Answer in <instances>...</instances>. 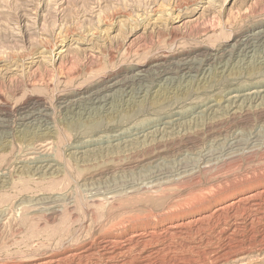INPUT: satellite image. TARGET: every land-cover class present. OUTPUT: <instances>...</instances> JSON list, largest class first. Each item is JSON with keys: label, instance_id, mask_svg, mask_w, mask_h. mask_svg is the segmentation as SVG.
Segmentation results:
<instances>
[{"label": "rangeland", "instance_id": "374dc122", "mask_svg": "<svg viewBox=\"0 0 264 264\" xmlns=\"http://www.w3.org/2000/svg\"><path fill=\"white\" fill-rule=\"evenodd\" d=\"M263 26L264 0H0V264H264V37L228 54Z\"/></svg>", "mask_w": 264, "mask_h": 264}, {"label": "bare ground", "instance_id": "6f19581e", "mask_svg": "<svg viewBox=\"0 0 264 264\" xmlns=\"http://www.w3.org/2000/svg\"><path fill=\"white\" fill-rule=\"evenodd\" d=\"M159 8V7H158ZM155 9V8H154ZM157 9V8H156ZM161 9H162V7H161ZM158 10V9H157ZM218 25V24H217ZM156 30V29H155ZM73 31V30H72ZM254 31H256V32H254ZM76 32V31H75ZM252 32H254V33H252ZM252 33V34H251ZM258 37H264V26L263 27H261V28H257V30H253V29H251L250 31H246L241 37H239V40H237L236 42H234V43H236V44H233V45H230V50H228L229 52H228V54H232L231 52L235 49V45L237 46V48L241 51H243V50H246V49H248L249 47H251L253 44V40L254 39H256V38H258ZM263 40V39H262ZM261 40V41H262ZM260 42V41H259ZM48 44V43H47ZM255 44H257V43H255ZM261 44V43H260ZM52 45V44H51ZM262 45V44H261ZM44 46H45V44H44ZM50 46V45H49ZM257 46V45H256ZM255 46V47H256ZM227 47V46H226ZM229 47V46H228ZM251 49V48H250ZM254 49V48H253ZM256 49V48H255ZM223 50V49H222ZM225 50H226V48H225ZM237 50V49H236ZM259 50H262V49H259ZM204 51V50H203ZM206 52V51H205ZM216 52V51H215ZM250 52V51H249ZM207 53V52H206ZM244 53V52H243ZM208 54H210V56L209 57H215L216 55L218 56V54H213V52H208ZM227 54V55H228ZM190 56V55H189ZM207 56V55H206ZM219 56H221L220 54H219ZM235 56V55H234ZM228 57V56H227ZM179 58V57H178ZM181 58V57H180ZM206 58H208V57H206ZM238 58H240V57H238ZM242 58V57H241ZM182 59V58H181ZM195 59H196V57H195ZM201 59V58H200ZM199 59V60H200ZM203 59V58H202ZM201 59V60H202ZM212 59V58H211ZM210 59V60H211ZM214 59V58H213ZM216 59V58H215ZM177 60V59H176ZM187 60V62H188V60L189 59H186ZM183 62H184V60H182ZM190 61H192V60H190ZM234 61V60H233ZM186 61L184 62V63H182V65H186V64H188ZM196 62H197V60H196ZM205 62V61H204ZM216 62V61H215ZM214 62V63H215ZM201 63V62H200ZM209 63V62H208ZM211 63V62H210ZM217 63V62H216ZM232 63V62H231ZM180 64V63H179ZM191 64H192V62H191ZM203 64V63H202ZM221 64V63H220ZM238 64V63H237ZM160 65V64H159ZM190 65V64H189ZM207 65V64H206ZM211 65H212V63H211ZM157 66V65H156ZM176 66V65H175ZM178 66V65H177ZM202 66V65H201ZM214 66V65H213ZM213 66H211V67H213ZM143 67V66H142ZM159 67V66H158ZM169 67V66H168ZM182 67V66H181ZM190 67H191V65H190ZM206 67V66H205ZM208 67H210V66H208ZM160 68V67H159ZM166 68V67H165ZM195 68V67H194ZM196 68H198L197 66H196ZM140 69H142L141 67H140ZM154 69H156L157 70V67L155 68L154 67ZM177 69V68H176ZM184 69H186V72H190V68H189V66L187 65ZM169 70V69H168ZM172 70V69H171ZM196 70V69H195ZM216 70V69H215ZM217 70H219V69H217ZM143 71V70H142ZM153 71V70H152ZM158 71H159V69H158ZM165 71V70H164ZM167 71V70H166ZM181 71V70H180ZM210 71V70H209ZM213 71H214V69H213ZM156 72V71H155ZM154 72V73H155ZM162 72V71H161ZM172 72H174V71H172ZM194 72V71H193ZM220 72H222L221 70H220ZM149 73V72H148ZM200 73V72H199ZM156 74V73H155ZM182 74V73H181ZM204 74V73H203ZM140 75V72H138V73H136L135 75H133V76H131V77H129V78H135L136 76H139ZM144 75V74H143ZM148 75V74H147ZM175 75V74H174ZM180 75V74H179ZM187 75V74H186ZM185 75V76H186ZM192 75V74H191ZM126 76V75H125ZM142 76V75H141ZM122 77V76H121ZM196 77V76H195ZM145 78V77H144ZM169 78H170V76H169ZM174 78V77H173ZM190 78V77H189ZM189 78L187 79V80H189ZM128 79V78H127ZM143 79V78H142ZM152 79H153V77H152ZM191 79H193V78H191ZM129 80V79H128ZM157 80V79H156ZM163 80H165V78L163 79ZM177 80H178V78H177ZM112 81V80H111ZM133 81V80H132ZM180 81V80H179ZM193 81V80H192ZM110 82V81H109ZM105 83L106 85L104 86V90H105V92L104 93H101L102 94V96L101 97H99V99L97 100V101H102V102H104L105 100H107L106 98L109 96V94L108 93H106V92H109L115 85H116V82L115 81H113V82H111V83ZM125 82V81H124ZM142 82V81H141ZM147 82H150V81H147ZM166 82H167V78H166ZM174 82V81H173ZM122 83V82H121ZM134 83V82H133ZM154 84H155V82H153ZM156 83H157V81H156ZM176 83H177V81H176ZM179 83V82H178ZM138 84H141V83H138ZM137 84V85H138ZM165 84H167V83H165ZM170 84V83H169ZM118 85V84H117ZM136 85V84H135ZM122 86H123V83H122ZM121 86V87H122ZM139 86V85H138ZM147 86H148V84H147ZM167 86H169V85H167ZM125 87V86H124ZM145 87H146V85H145ZM149 87V86H148ZM159 87H161V85L159 86ZM119 88V87H118ZM147 88V87H146ZM150 88V87H149ZM163 88V87H162ZM128 89V88H127ZM91 90V89H90ZM95 90V89H94ZM94 90H91V91H94ZM116 90V89H115ZM133 90V89H132ZM137 90V89H136ZM82 91V90H81ZM96 91V90H95ZM113 91V90H112ZM121 91H122V89H121ZM130 91V90H129ZM258 90H256V92H257ZM86 92V91H85ZM89 92V91H88ZM123 93L125 92V91H122ZM144 92V91H143ZM145 92H147L146 90H145ZM256 92H253V93H256ZM122 93V94H123ZM127 93H129V92H127ZM131 93V92H130ZM90 94V93H89ZM94 94V93H93ZM100 94V93H99ZM135 94V93H134ZM248 94V93H247ZM115 95V94H114ZM119 95H121V94H119ZM126 95V94H125ZM129 95V94H128ZM127 95V96H128ZM133 95V94H132ZM250 95V94H249ZM74 96V95H73ZM84 97H86L85 95H83ZM82 96V97H83ZM124 96V95H123ZM39 97V96H38ZM111 97H113V96H111ZM126 97V96H125ZM131 97V96H130ZM234 97V96H233ZM247 98H248V95L246 96ZM255 97V96H254ZM66 98V97H65ZM88 98H90V96L88 97ZM96 98V97H95ZM110 98V97H109ZM69 99V98H68ZM81 99V98H80ZM85 99H87V97L85 98ZM91 99V98H90ZM90 99H87V100H90ZM111 99V98H110ZM244 99V98H243ZM92 100V99H91ZM245 100H246V98H245ZM253 100V99H252ZM30 101H32V100H30ZM59 101V100H58ZM83 101V100H82ZM108 101V100H107ZM34 102V101H33ZM38 102V101H37ZM40 102V101H39ZM77 102V101H76ZM252 102H254V101H252ZM32 103V102H31ZM60 103H65L64 104V108H73V107H75L74 105H76L75 103H73V101H62V102H60ZM81 103V102H80ZM88 103V102H87ZM98 103V102H97ZM105 104H106V102H104ZM37 104H40V103H37ZM28 105V107H29V104H27ZM31 105V104H30ZM44 105V104H43ZM23 106H24V104H23ZM39 106V105H38ZM81 107H82V105H80ZM78 107V108H81V107ZM102 106V105H101ZM21 107V106H20ZM31 107V106H30ZM32 107H34V105H32ZM31 107V108H32ZM84 107V106H83ZM90 107V106H89ZM97 107V106H96ZM41 108V107H40ZM99 108V107H98ZM3 109H5V108H3ZM29 109V108H28ZM46 109V108H45ZM83 109V108H82ZM85 109V108H84ZM94 109V108H93ZM97 109V108H96ZM9 110V109H8ZM20 110V109H19ZM27 110V109H26ZM34 110V109H33ZM74 110V109H73ZM89 110V109H88ZM37 111V110H36ZM64 111V110H63ZM62 111V112H63ZM69 111V110H68ZM80 111V110H79ZM85 111V110H84ZM19 112V111H18ZM42 112H43V110L42 111H40L39 112V115L40 116H43V114H42ZM78 112V111H77ZM82 112H83V110H82ZM87 112H89V111H87ZM76 113V112H75ZM86 113V112H85ZM65 114H67L66 112H65ZM70 114V113H69ZM24 115V114H23ZM23 115H20V116H22V118H24V119H27V118H32L33 117V113L32 112H30V113H27V114H25L24 116ZM19 116V117H20ZM5 117H7V116H5ZM5 117H3V118H5ZM43 118V117H42ZM0 119H1V117H0ZM8 119V118H7ZM16 119V118H15ZM18 119V118H17ZM34 119H36V118H34ZM2 120H4V119H2ZM6 120V119H5ZM41 119H39V121H40ZM26 121H28V120H26ZM33 121V120H32ZM35 121V120H34ZM34 121L32 122L33 124H34ZM38 121V120H37ZM7 122V121H6ZM9 122V121H8ZM22 122V121H21ZM48 122V121H47ZM10 123V122H9ZM8 123V124H9ZM13 123V122H12ZM23 123V122H22ZM21 123V124H22ZM45 123V122H44ZM43 123V124H44ZM2 125H3V122L1 123ZM7 124V125H8ZM23 124H25V123H23ZM39 124V123H38ZM4 125H6V123L4 124ZM12 125V124H11ZM35 126V125H34ZM36 126H39V125H36ZM45 126V125H44ZM4 127V126H3ZM14 127V126H13ZM24 127V125L22 126V128ZM27 127V126H26ZM31 127V126H30ZM18 128V127H17ZM34 128V127H33ZM32 128V129H33ZM50 128V127H49ZM2 129V128H1ZM4 129V128H3ZM2 129V130H3ZM16 129V128H15ZM30 129V128H29ZM37 129V128H36ZM38 130V129H37ZM45 130V129H44ZM29 131V130H28ZM27 131V132H28ZM32 131V130H31ZM1 132V131H0ZM3 132V131H2ZM20 132H23V131H20ZM24 133V132H23ZM49 133V132H48ZM47 133V134H48ZM2 134V133H1ZM8 134V133H7ZM46 133H45V135H47ZM50 134V133H49ZM44 135V134H43ZM2 136V135H1ZM1 138V137H0ZM3 139V138H2ZM47 166V165H46ZM257 196V195H256ZM234 202V201H233ZM254 203V202H253Z\"/></svg>", "mask_w": 264, "mask_h": 264}]
</instances>
